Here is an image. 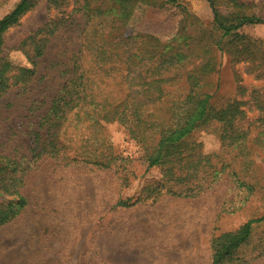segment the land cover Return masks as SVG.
Wrapping results in <instances>:
<instances>
[{
	"label": "rangeland",
	"instance_id": "rangeland-1",
	"mask_svg": "<svg viewBox=\"0 0 264 264\" xmlns=\"http://www.w3.org/2000/svg\"><path fill=\"white\" fill-rule=\"evenodd\" d=\"M19 1L0 0V19ZM48 1L32 0L18 24L3 34L1 56L28 67L18 49L22 40L42 24L66 20L62 22L67 27L49 35L28 92L0 99L2 153L25 152L27 119L18 114L24 115L31 97L55 89V63L73 62L71 52L82 43L74 27L84 25L83 2L62 0L58 8ZM239 2L243 6L237 9L226 0H215L217 13L227 22L241 13L262 23L244 24L223 36L213 25L206 0H181L179 5L134 0L129 22L117 27L124 35L138 33L161 41L173 37V43L188 38L195 49L220 37L218 72L203 79L202 90L213 91L206 121L186 136L180 159L171 160V176L165 168L147 169L144 143L117 123L106 125L115 157L109 168L40 158L22 189L25 206L0 225V264H211L214 237L264 213V0ZM107 6L101 4L102 9ZM119 32H112L113 43ZM136 41L124 43L125 56L142 48ZM89 58L84 55L81 60ZM207 58L186 68H197ZM126 74L133 76V69ZM7 99L15 105L5 108ZM225 110H236L227 128L225 119L213 117ZM122 200L126 205L118 204ZM224 264H264V221L253 225L248 242Z\"/></svg>",
	"mask_w": 264,
	"mask_h": 264
},
{
	"label": "trees",
	"instance_id": "trees-1",
	"mask_svg": "<svg viewBox=\"0 0 264 264\" xmlns=\"http://www.w3.org/2000/svg\"><path fill=\"white\" fill-rule=\"evenodd\" d=\"M81 1L86 13L83 28L80 23L74 27L82 36V43H78L75 51L71 52L74 61L56 62L59 77L55 89L39 98L31 97L24 115L18 114L19 118L27 119L28 130L24 134L28 136V146L25 152H0V225L14 218L25 206L27 199L22 189L27 175L40 158L61 161L66 165L77 163L109 168L115 157L106 129L108 123L124 126L133 139L144 143L147 169L165 168L170 173L174 163L171 160L180 159L181 144L186 136L207 119L213 91L202 90L203 79L218 72L216 53L222 51L220 37L212 45L195 49L188 38L173 43V37L161 41L138 33L124 35V31L117 27L119 24L124 27L129 22L135 8L134 0ZM92 1L95 3L89 7ZM163 1L179 5L181 0ZM206 1L212 11L213 25L223 36L231 35V31L244 24L262 23L254 16L241 13L232 14L227 22L217 13L215 0ZM226 1L237 9L243 6L239 0ZM48 2L54 7L63 4L62 0ZM103 2L109 5L105 9L101 8ZM32 4V0H20L0 19V99L13 92L14 96L28 92L40 58L45 54L49 35L67 27L62 22H66L63 18L39 26L18 46L29 66L13 65L1 56L3 34L18 24L19 18ZM108 16L110 18L106 19ZM113 31L121 32L118 34L119 40L114 43L110 40ZM127 40H137L136 44L143 46L125 56L124 43ZM84 55L90 58L81 60ZM205 55L209 58L204 64L192 70L186 68V64H193ZM131 69L134 75L129 78L126 73ZM208 83L211 89L214 85L210 81ZM4 102L5 108L15 105L11 99ZM43 105L45 108L41 110ZM235 111H216L213 117L216 121L225 119L224 126L227 128V123L234 119ZM14 150H17V146ZM118 204L126 205V202L122 200ZM263 221L264 213L245 221L234 231L214 237L211 241V264L232 261L237 250L248 242L253 225Z\"/></svg>",
	"mask_w": 264,
	"mask_h": 264
}]
</instances>
